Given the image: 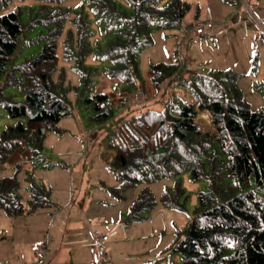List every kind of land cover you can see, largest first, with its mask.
<instances>
[{
	"label": "trees",
	"instance_id": "trees-1",
	"mask_svg": "<svg viewBox=\"0 0 264 264\" xmlns=\"http://www.w3.org/2000/svg\"><path fill=\"white\" fill-rule=\"evenodd\" d=\"M41 1L54 4L40 9L48 10L45 21L54 23L45 34L47 42L37 57L8 70L23 30L18 10L0 14V77L4 74L6 85H18L24 93L23 100L17 101L11 95L5 96L0 87V105L11 117L26 119L0 132V165L16 148L24 146L30 151L32 163L41 164L47 131L55 129L61 118L72 113L70 86L65 84L63 69L53 78L57 68L56 40L62 19L71 11L59 6V0ZM89 1L113 34L105 47L98 50L111 61L106 74L133 87L139 52L152 44L151 27H179L189 9L185 0ZM9 2L0 0V9ZM72 23L75 32L69 35L75 36V45L69 48L67 56L74 59L78 70V88H85L78 96L84 108L93 109L90 120L104 123L113 115L108 95L88 94L92 76L98 71L84 64L91 51L87 38L91 34L90 21L76 12ZM151 68L155 72L152 82L158 89L166 79L178 78L177 62L155 63ZM230 81L229 75L220 72L181 78L179 84L193 96L194 103L174 99L161 111L144 110L123 122L109 140L110 147L116 150L109 166L120 182V187L112 192L120 195L127 187L145 183L129 206L125 224L143 221L154 209L156 199L149 183L176 178L184 171L192 180L207 182V189L198 192L193 218L184 235L171 245V250L181 255L180 264H264V110L251 109ZM201 111L209 114L213 131H203L196 121ZM41 165L46 167L49 163ZM18 188L15 173L0 177V210L7 215L27 213L49 203L45 187L33 185L27 207ZM187 199L179 180L161 196L164 206L179 209H183Z\"/></svg>",
	"mask_w": 264,
	"mask_h": 264
},
{
	"label": "rangeland",
	"instance_id": "rangeland-1",
	"mask_svg": "<svg viewBox=\"0 0 264 264\" xmlns=\"http://www.w3.org/2000/svg\"><path fill=\"white\" fill-rule=\"evenodd\" d=\"M245 1L253 8L255 18L264 25V2L262 0ZM242 2L243 0H217L214 5L216 12L219 11L220 13L223 8L225 17L232 16L238 12H242V16H244L242 29L240 30L239 27V33L231 34L229 39L224 35H211L206 31L207 35H204L202 39L198 40L197 36L194 35L196 21L193 24L192 30L188 17L194 18L197 14L201 13L199 5V7H191V4L189 5V9L184 15L185 18L183 17L179 27L162 29L153 25L151 27L152 44L144 47L139 52L138 75L135 78L136 86L133 87L128 86L124 81H120L116 77H110L106 74V69L111 65V61L106 59L104 55H100L98 50L99 48L105 47L106 42L113 34L110 30L106 29L105 20L100 19L99 14L94 11L90 1L59 0L58 5L62 8H70L71 13L62 19V30L56 40L57 68L53 73V78L56 79L58 72L63 69L65 84L70 86L68 99L72 113L69 116L61 118L56 128L50 129L46 133L42 145L41 154H43V161L41 164L49 163V166L44 167L37 163L29 166L28 159H25L21 166H15L12 169H9L4 164L0 165V177L5 174L15 173L19 180L17 192L25 203H29L30 187L33 185L44 186L48 193V198H50L51 187L53 191L62 190L61 195L63 199L70 203L75 201L74 196L77 188L69 184V177L67 175L69 171L67 169L74 168L75 164L76 168L79 162L86 164L88 161V158H85L86 155L89 157L94 154L100 158V162L106 163L108 170L114 175L117 181V185L115 186L102 184L101 189L113 200L119 201L120 203H127L128 208L123 216V219H125L130 204L136 198L140 189L145 186V183L141 181L134 187L123 189L120 195H115L112 189H118L120 182L109 166L112 158L106 160L104 155L108 151L106 149H112L109 145L112 133L133 115L130 105L138 104L137 107L143 111L146 109L159 111L166 104L172 103L174 99L183 103L192 102L193 96L184 86L179 84V80L195 73L210 75L214 72H220L223 76H230V84L233 82V85L241 91L242 97L251 109L262 108L264 110V80L257 81L258 83L254 80L257 77L264 78V48L259 44L258 37L256 41L258 27L249 16ZM45 5L47 6L46 9L54 6L53 3L49 4L41 0H10L7 7L0 9V14L11 9L18 10L23 30L18 39L17 48L9 60L7 70L12 66L22 63L26 59L37 57L46 44L47 38L45 34L48 28L53 26L54 23L45 21L48 10H40ZM225 5L227 7L228 5L230 6L229 11L225 10ZM76 12H81L90 21L89 29L91 30V34L87 38L90 42L91 51L86 55L84 64L98 69L97 74L92 76L93 82L89 85L90 90L88 94L96 92L107 94L109 103L113 109L112 118L100 124L90 120V117L94 113L93 109L84 108V105L80 102L78 95L83 94L85 88L83 85L78 88L80 86L78 70L74 64V59L67 56L69 48L75 45V36L69 35V33L74 34L75 32L72 21ZM206 13L207 15L204 18H197V20L211 22L212 26L216 24L212 20L213 18L223 16L210 15L213 17L211 18L208 15V11ZM230 44L232 45V50H230ZM65 45L68 49H66ZM172 62L179 64L178 78L173 81L166 79V81L162 82L159 89L155 87L158 89L156 97L158 96L159 98L156 100V103H153L152 101L155 97L149 98V95L142 87L144 73L149 70L152 71V64ZM260 71L261 73H259ZM5 81L3 74L0 77V87H2L4 95H11L15 100L22 101L24 93L21 88L14 84L6 85ZM111 95H114L116 99L118 98L123 106H115L111 102ZM142 104L143 106H141ZM18 120L21 122L26 121L25 117H11L0 105V132L3 128L14 124ZM196 121L200 124L203 131H213V125L207 112H199ZM76 142L79 144V148H77ZM24 148L28 149L27 146H24ZM73 151H76L75 155H73ZM29 160L31 159L29 158ZM56 168L64 169L62 171L66 176L56 175L55 173L58 171ZM35 170L40 171L38 175L40 176L41 174V177L29 181V174L33 178L32 171L34 172ZM177 180H179L181 186L184 188L185 194L188 195L183 209L164 206L161 202L163 192L165 190H171ZM64 181H66L65 188L60 189L59 185ZM148 187L155 196L156 205L148 213L146 219L135 222L141 225L136 228L140 232L136 235L137 240L126 244L125 239L120 243L122 244L120 247L121 251L119 252L121 253V258L118 264H180L181 255L173 252L171 245L178 236L182 237L184 235V230L193 218L192 213L194 207L197 205L198 192L207 189V182L204 179L192 180L188 171H184L176 178L159 179L149 183ZM101 205L103 206L99 207L101 213L93 217L96 225L92 228L91 233L96 228L105 234L108 233L102 225L105 222L104 212L112 207L106 204ZM105 207L109 208L106 209ZM3 226L5 227L6 224L0 220V230ZM40 232L39 234H41ZM36 235L22 239L16 244L17 250L20 253L16 257H13L14 262L26 263V255L31 251L34 252V246L36 244L43 243L36 242L31 250L29 241H33L32 239ZM107 236L109 237L108 234ZM85 238L86 242L89 243L88 235H85ZM91 241L94 246L92 248L94 251L92 254L94 260L98 264L111 261V259L108 261H98V249L94 242L93 234ZM1 242L3 240H0ZM106 246L105 243L104 247L108 253ZM0 258L3 260V264H8V260L2 256ZM34 258H36L35 262L37 264L42 263L41 259L43 258L39 259L35 256ZM34 258L30 256V264Z\"/></svg>",
	"mask_w": 264,
	"mask_h": 264
},
{
	"label": "crops",
	"instance_id": "crops-1",
	"mask_svg": "<svg viewBox=\"0 0 264 264\" xmlns=\"http://www.w3.org/2000/svg\"><path fill=\"white\" fill-rule=\"evenodd\" d=\"M185 1L188 2L189 5L191 4V7L198 5L200 6H198L201 12L200 14H197L194 18L188 17L189 22H191L190 24L192 26V30L193 24L197 20V18H204V16L207 15L206 11H208L209 16L223 15L220 18H213L210 16L211 18H213L212 20L215 21L216 24L213 26L211 25L210 28H206L202 34H195L194 31H192L194 35L197 36L198 40L202 39L204 35H207L206 31H208L211 35H224L229 39V36L231 34L234 35L239 33V27L240 30L243 27L242 23H244V16H242V12L234 13V15L232 16L225 17V11H223V8L220 13L219 11L216 12L214 8L217 0ZM262 2H264V0H262ZM229 8V5L228 7L225 5L226 11H229ZM256 35H258V31ZM257 37L258 36H256V41ZM229 42L231 43V41ZM231 46L232 45L230 44V48ZM230 50H232V48ZM259 73H261V71ZM154 74L155 72L151 70L144 73V82L142 84V87L149 95V98L155 97V99L151 101L153 103H156V100L159 97H156L158 89L155 88L152 82V77ZM254 80L255 82H257L264 80V78L257 77L254 78ZM257 83L255 84L257 85ZM111 102L115 106H123L120 100L118 98L116 99L114 95H111ZM185 103H194V100L192 98V102ZM137 105H130V108L133 112L132 116H137L141 112H143V110H140ZM141 106H143V104ZM163 108L161 110H163ZM79 147L80 146L77 143V148ZM106 150H108L104 155L106 160L115 156V149L112 148ZM75 152L76 151L72 152L73 155H75ZM29 158V149H26L24 147L16 148L9 156L4 165L8 166L9 169H12L15 166H21L25 159H28L29 166H31V164L34 163H32ZM85 158H88L86 164L79 162L77 163L76 168L75 164V169H67L69 171L67 172V175L69 177V184L74 185L77 188L76 194L74 196L75 201L70 203L68 201H65L63 199V196L61 195L62 190L53 191L51 187L49 203L47 205H43L27 213L16 215H7L2 210H0V220H2L6 224V226H3L0 230V240H3V242L0 243V256L8 260V264H30V256H32L33 258L35 256V252L33 251L29 252L26 255V263L14 262L13 257H16V255L20 253L17 250L16 244L22 239H26L27 237L36 234V237L32 239L33 241H29L31 250L33 249V245L36 242H43L48 247L44 256L41 257L43 259L39 258L42 261L41 264H98L94 260L92 255L94 252L92 248L94 246L91 241V230L96 225L93 217L101 213V211L99 210V207H103L101 204H106L109 207H112L111 209H108L109 207H105L108 210L104 212L105 222L102 225V227H105L108 232L107 234L109 235L108 241L106 242V247L108 248L107 261L110 259L111 261L103 264H118L121 258V253L119 252L121 251L120 247L122 246V244L120 243L125 239L126 244L137 240L136 235L140 232H138L136 228L141 225L135 222L129 224H125L123 222L124 213L128 208V205H126L127 203H120L119 201L113 200L106 192L101 189L102 184H105L107 186L117 185V181L114 175L108 170L105 162H100L101 160L100 158H98V156L92 154L89 157L86 155ZM56 169L58 170L55 173L56 175L60 174L64 177L66 176V174L62 171L64 169ZM32 173V179H39L41 177V174L40 176L38 175L40 173L39 170H35L34 172L32 171ZM65 185L66 181L62 182L59 185V188L64 189ZM30 200L31 190L29 202ZM24 204L25 206L30 207L29 203L24 202ZM48 214L50 217L48 216ZM120 221L122 224L120 223ZM42 227L45 228V230H43ZM42 230L44 231V233ZM39 232L41 234H39ZM85 235H88L89 243L86 242ZM35 261L36 258L32 260L31 264H37V262ZM2 262L3 260L0 258V264H3Z\"/></svg>",
	"mask_w": 264,
	"mask_h": 264
},
{
	"label": "built area",
	"instance_id": "built-area-1",
	"mask_svg": "<svg viewBox=\"0 0 264 264\" xmlns=\"http://www.w3.org/2000/svg\"><path fill=\"white\" fill-rule=\"evenodd\" d=\"M243 5L246 8V11L248 12L249 16L254 20L258 27V41L259 44L264 48V25L255 18L253 15V8L247 4L245 0H243ZM212 25L211 22H206L202 20H196L195 23V33L196 34H202L206 28H210ZM143 94V93H142ZM94 242L98 249V260L99 261H106L108 259L107 250L104 247V244L108 241L107 234L103 233L100 229L96 228L92 232ZM47 246L44 243L36 244L34 246V252L35 256L38 258H41L46 253Z\"/></svg>",
	"mask_w": 264,
	"mask_h": 264
},
{
	"label": "bare ground",
	"instance_id": "bare-ground-1",
	"mask_svg": "<svg viewBox=\"0 0 264 264\" xmlns=\"http://www.w3.org/2000/svg\"><path fill=\"white\" fill-rule=\"evenodd\" d=\"M57 90V89H56ZM59 93V92H58ZM55 95V94H54ZM56 96V95H55ZM55 98V97H54ZM65 107H66V105H65ZM205 118H207V116H205ZM95 120V119H94ZM99 121V120H98Z\"/></svg>",
	"mask_w": 264,
	"mask_h": 264
}]
</instances>
